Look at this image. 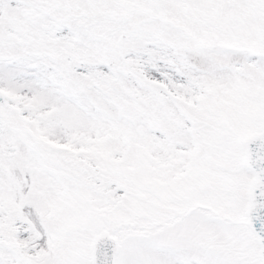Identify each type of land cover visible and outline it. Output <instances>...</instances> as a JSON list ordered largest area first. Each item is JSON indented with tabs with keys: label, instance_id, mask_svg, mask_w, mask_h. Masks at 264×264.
I'll list each match as a JSON object with an SVG mask.
<instances>
[{
	"label": "snow or ice",
	"instance_id": "1",
	"mask_svg": "<svg viewBox=\"0 0 264 264\" xmlns=\"http://www.w3.org/2000/svg\"><path fill=\"white\" fill-rule=\"evenodd\" d=\"M0 264H264V0H0Z\"/></svg>",
	"mask_w": 264,
	"mask_h": 264
}]
</instances>
